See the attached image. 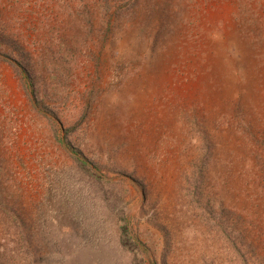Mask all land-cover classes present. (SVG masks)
Segmentation results:
<instances>
[{"label":"rangeland","instance_id":"374dc122","mask_svg":"<svg viewBox=\"0 0 264 264\" xmlns=\"http://www.w3.org/2000/svg\"><path fill=\"white\" fill-rule=\"evenodd\" d=\"M0 264H264V0H0Z\"/></svg>","mask_w":264,"mask_h":264},{"label":"trees","instance_id":"16d2710c","mask_svg":"<svg viewBox=\"0 0 264 264\" xmlns=\"http://www.w3.org/2000/svg\"><path fill=\"white\" fill-rule=\"evenodd\" d=\"M17 71L20 75V78L22 79L23 83L26 85V87L29 88L28 86V83H29V78H30V75L29 73L27 72V70H25L21 65H17ZM32 83V82H31ZM31 95H32V99L35 101V92L31 91ZM35 106H37L36 103H34ZM58 142L67 150H69L72 155H74L75 159L77 161H81L80 157H79V154L77 152H75L72 148L69 147V145L67 143H65L64 141L62 140H58Z\"/></svg>","mask_w":264,"mask_h":264}]
</instances>
